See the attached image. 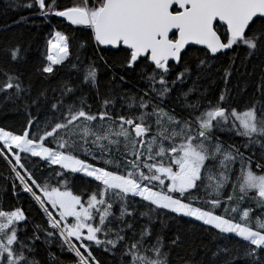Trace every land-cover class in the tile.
Here are the masks:
<instances>
[{
    "label": "snow or ice",
    "instance_id": "snow-or-ice-1",
    "mask_svg": "<svg viewBox=\"0 0 264 264\" xmlns=\"http://www.w3.org/2000/svg\"><path fill=\"white\" fill-rule=\"evenodd\" d=\"M23 7L68 28L54 30L37 71L52 78L68 61L78 78L33 96L20 74L0 68V95L27 113L21 133L0 127L10 193L28 194L44 221L28 234L24 209L0 206V264H41L36 254L45 246V264H102L97 250L116 264H173L185 230L168 235V221L235 241L217 247L212 264H264V0H26ZM87 49L92 58L81 60ZM21 53L18 45L0 50L9 63ZM253 60L260 75L240 106L231 78ZM213 65L223 87L209 96L200 81ZM101 68L110 74L103 93ZM131 76L142 87L126 90ZM174 93L178 105L168 103ZM22 154L50 171L37 178ZM194 251L181 264H200Z\"/></svg>",
    "mask_w": 264,
    "mask_h": 264
},
{
    "label": "trees",
    "instance_id": "trees-1",
    "mask_svg": "<svg viewBox=\"0 0 264 264\" xmlns=\"http://www.w3.org/2000/svg\"><path fill=\"white\" fill-rule=\"evenodd\" d=\"M26 0H0V50L5 48L18 45L22 49V59L19 62L9 63L8 60L0 54V68L15 72L22 76V79L27 86L31 84L32 95L35 96L38 91L42 89H48L49 96L52 95V89H58L61 83H68L69 86L76 84L78 73L71 64L66 61L64 65L56 66L57 71L55 76L52 78H43L37 71V68L44 61V56L47 50V40L52 38L54 30H61L68 32V28L64 24L57 23L56 18H53L52 24L41 23V18L33 15V10L23 7ZM12 3L10 7L9 4ZM61 5L70 4L72 0H59ZM21 17L27 18L28 22L24 23L21 21ZM18 21H21L18 23ZM35 21V23H33ZM71 35V33H69ZM79 36V33L75 34ZM73 56L70 60L76 62V49L77 44L73 41ZM243 55V54H241ZM92 58V52L90 49L80 52V59ZM261 61L253 60L248 64L247 70L240 68V72L234 71L231 78V87L233 93L236 94L237 105L242 106L247 102V99L253 92L252 85L259 78ZM239 64V60L237 61ZM218 66L213 65L209 70V73L205 79L200 81V85L207 89L209 96H215L219 90L223 87V82L220 80L221 72L217 70ZM247 72L253 74L247 75ZM99 79L101 82V92H105L108 88V81L110 80V74L101 68L99 71ZM129 83L123 85L126 90L135 91L136 87H142L135 76L128 78ZM185 85V90L190 86ZM239 85V88H237ZM247 86V93H240V89ZM58 94V93H57ZM88 97V102L93 105V110L97 108L98 102L94 98V92H85ZM195 96V94H193ZM193 97H190L192 99ZM20 102H17L19 104ZM172 105H178L179 101L176 100V93L173 94L172 100L168 102ZM11 102H5L2 95H0V127L6 131H12L15 134H19L24 130L26 125L27 113L23 106H17ZM33 115H36V108L30 109ZM39 119H44V111L41 110L39 113ZM222 138H227L226 133L221 134ZM24 163L27 167L33 171L37 178L45 176L50 169L44 167V162L39 161V158L27 157L22 154ZM43 169V171L41 170ZM13 181L10 166L3 159L0 158V206L4 208H10L13 206L22 207L29 215L30 223L27 226L28 234H31L35 224H43V215L35 207L31 197L26 193H21L20 199H16L11 196L10 186ZM18 184V181H17ZM6 190H9L6 192ZM143 210V209H141ZM197 223V222H194ZM154 227L159 230L160 225L157 223ZM178 228L185 230L184 235V248L174 250L172 254L173 264H181L180 256H186L187 251L194 249L195 259L200 261V264H212V252L217 250V247H223L227 245L230 249L235 248V241H227L220 238L213 239L212 236L199 231L198 229H192L190 232L187 231L188 225L177 224L174 221H168V229L165 231L168 235L175 233ZM201 244L206 245L210 251L201 250ZM52 251L58 253L59 250L53 246ZM37 259L41 261V264H45L48 248L47 246L41 247L37 251ZM98 259L102 261V264H116L115 259L109 254L103 253L100 250L96 251ZM221 259V258H218ZM64 264H68L64 261ZM238 264H243V261H238Z\"/></svg>",
    "mask_w": 264,
    "mask_h": 264
},
{
    "label": "water",
    "instance_id": "water-1",
    "mask_svg": "<svg viewBox=\"0 0 264 264\" xmlns=\"http://www.w3.org/2000/svg\"><path fill=\"white\" fill-rule=\"evenodd\" d=\"M56 19H58V18H56Z\"/></svg>",
    "mask_w": 264,
    "mask_h": 264
}]
</instances>
